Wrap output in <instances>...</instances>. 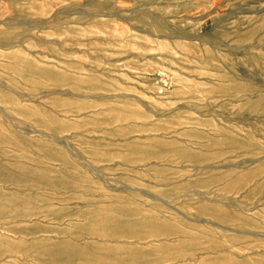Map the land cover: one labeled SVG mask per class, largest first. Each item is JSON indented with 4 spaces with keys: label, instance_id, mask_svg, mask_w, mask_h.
<instances>
[{
    "label": "rangeland",
    "instance_id": "rangeland-1",
    "mask_svg": "<svg viewBox=\"0 0 264 264\" xmlns=\"http://www.w3.org/2000/svg\"><path fill=\"white\" fill-rule=\"evenodd\" d=\"M0 264H264V0H0Z\"/></svg>",
    "mask_w": 264,
    "mask_h": 264
}]
</instances>
